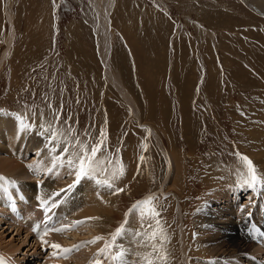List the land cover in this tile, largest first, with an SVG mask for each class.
<instances>
[{
	"label": "rangeland",
	"instance_id": "1",
	"mask_svg": "<svg viewBox=\"0 0 264 264\" xmlns=\"http://www.w3.org/2000/svg\"><path fill=\"white\" fill-rule=\"evenodd\" d=\"M6 1L0 0V58L9 47V7L16 34L0 69V113L21 116L19 122L23 118L47 121L57 133L56 143L76 144L74 150L78 152L82 151L80 145L90 151L103 131L106 139L96 159L104 158L107 163L98 167L111 180L113 170L120 166L124 169L123 175L113 180L116 189H124L117 193L119 206L113 211L115 233L142 214L148 219V207L135 206L154 197L151 207L158 213L150 215L154 229H163L172 239L170 243L183 263L184 222L191 246L195 238H200L195 213L207 195L218 187L211 192L215 198L231 190L230 186L243 184L247 166L242 156L249 158L256 170L259 159L263 161L264 12L243 0L113 1L114 63L132 89L135 103L140 104L138 117L105 79L93 28L87 22L88 14L92 16L90 0H11L9 6ZM155 17L166 30L155 31L156 25L151 22ZM81 54L96 62L93 70L80 64ZM56 113H61L58 120ZM151 127L178 156V174H174L172 185L164 183L169 168ZM30 135L36 137L33 130ZM41 149L43 152L41 146L34 147L28 160L38 157ZM144 163L148 171L140 175L139 165ZM257 175L261 176L258 170ZM44 177L38 173L32 180ZM209 177L218 184H212ZM255 187L245 184L243 188L251 190L239 193L237 204H257L258 193L250 200ZM0 221V238L15 241L19 247L15 257L29 258L25 264H60L62 260L79 264L76 259L82 254L89 255L82 264L97 258L98 249L84 251L91 244L67 255L52 247L59 244L61 249L72 248L100 236L93 232L88 235L82 227L56 232L64 245L52 244L47 237L48 243L45 239L41 244L44 247L37 248L33 239L25 241V232L16 235V231L6 229L5 221ZM193 258L196 264L228 261H203L197 255Z\"/></svg>",
	"mask_w": 264,
	"mask_h": 264
},
{
	"label": "bare ground",
	"instance_id": "2",
	"mask_svg": "<svg viewBox=\"0 0 264 264\" xmlns=\"http://www.w3.org/2000/svg\"><path fill=\"white\" fill-rule=\"evenodd\" d=\"M113 1L115 0H110V2L107 1L106 3H103L102 0H90V2L92 3V16L88 14L89 20H87L86 18L85 19L93 28L96 40V50L98 52V56L100 57L99 60L104 67V72L106 75L105 79L107 83H110V85L115 88V91H117L120 97L123 99L122 101L130 105V107L133 108L134 112L139 117L138 113L141 112H139L140 110L138 105L140 104L135 103V95L133 96L134 93L132 94V89L129 90L126 81L123 80V76L121 73L122 71H120L118 66L114 63L115 60L113 56V40L111 39V28L113 24L111 23V14L114 10V7L112 5ZM124 1L126 0H119V3L122 4ZM243 1L244 3L251 5L256 9H259L260 12H264V3L262 1ZM6 4L7 6H9L11 4V0H7ZM9 8L6 9L7 21L8 25L10 26V31L7 37L9 47L5 50L2 57L0 58V69L11 52V48L14 43L13 40L16 34L13 22V12ZM259 10L257 11L259 12ZM151 22L153 25H156L154 26L155 31H164L167 29H162L163 24L157 21V17H155V21ZM158 35H161V37H163L162 32H159ZM148 44L149 42H147V46ZM149 51L152 52L153 50ZM80 58L82 62H80V64H84L91 68L96 65L95 61L92 62L90 58H88L89 61L88 59L86 60L85 56H83L82 54ZM146 85L148 84L146 83ZM148 97L151 96L149 95ZM147 100L148 102H150L149 98H147ZM20 117L21 116L11 117L5 115V113L3 112L0 113V176L6 178L4 181H0V183H3L5 185L4 188H0V220L6 222L7 225L3 222L7 226L6 229L11 228L12 231H16V235L20 233L23 234V232H25V241L26 239L32 240L33 235H31L28 230L24 231V228L22 226H15L10 221H7L5 219L7 217V210H11L12 203L10 201L12 196L5 195L4 192H12L13 190L17 189V187H14L16 185V182L14 181L15 179L22 182L23 186L26 187V193L28 196H30L31 198L32 196H34L37 199L41 198L42 201H47V203L45 204L47 206V211H49L46 216L47 218H50L52 216V214L50 213H54L56 209H58L55 217L50 218L53 219L52 223L55 224L54 228L68 226L66 225V223L72 224L75 221L84 220L85 218L89 217L96 218L89 220L87 223L82 224L76 228L81 229L82 227L85 232L88 231V235L96 233L103 237V239L89 245L88 248L84 247V251L90 250L91 252H94L96 249H98V252L100 248L105 247L106 244H108V249L105 254L97 255V258H91V262L85 264H95V260L97 259H99L102 264H114V262H118L117 264H146L147 260H153L155 261V264H161V262L157 260L156 257L152 254V246L155 245L157 249H159L161 244L163 245L164 251H166L167 253V264H196L193 258L194 255H197V257L203 261L208 259H217L218 261L228 260L227 262H217V264H264V247H262L264 244L262 238H260L262 236L260 234L264 232V183H257V186L253 188L254 191L251 194L250 200H253V197L257 198L256 195L258 193L257 204H255L254 206V203L252 201H246L241 206L237 204L240 200L239 193L249 189L243 188L245 186L244 183L241 186H237L235 188H233V186H230V188L232 187L231 190H224L225 193H223L222 195L221 193H219L220 195H218V192L215 191V193L218 195L215 198L212 197L211 192L216 190V188L218 187H214L215 189H213L212 191L210 190L211 192L209 191L210 193L209 195H207V199L195 213L197 215L196 227H199V233L197 234H199L198 236H200V238H195L191 246H188L189 242L192 239L190 238V235L187 234L188 230L186 229L185 222L182 225L183 227L181 229V234L184 262L181 263L179 261L180 259L178 257L179 253L177 251V248L174 247V244L170 243L172 239L167 236L166 241L160 240V228L154 229L156 227L153 226L150 215L148 219H146V214L145 216L143 214L140 215L139 218L136 217V221H134L133 223H129V225L127 224V226H124L119 234V238L117 240L115 239L116 233L113 229V211L115 210V208L117 209V200L119 193L114 194L112 189L108 188L104 184H98L96 182L97 180H107L114 185V188H116L115 186L117 185V183L111 180L109 178L110 176H108L107 174L105 175L104 171H100L101 168L98 167L94 179H83L71 192H68L66 194L61 193L59 196L54 195L55 193H59L61 189H65L68 184L71 185L75 181L74 172H71V170L67 166V160L71 159L72 157L67 156L59 151L55 153L52 151L53 143L50 139V133L47 131L49 127L48 125L50 124H48L47 121H29L28 119L23 118V121L21 122H23L26 127L21 128V122H19ZM32 130L34 133H36V137H33V134L28 136V134ZM151 131L153 135H155V137L158 139V144L160 143L159 145L161 147V151L163 152V155L166 159L167 167L169 168L167 176L164 179V183L172 185L173 183L171 182L173 181V176L174 174L176 175V170L179 166L177 161L178 156L177 154H175V152H173V150L168 149L164 145L161 135H158L154 128L151 127ZM30 143L31 146L29 145ZM56 144L62 148L65 142L62 143L60 141ZM36 146H41V148H43V152L41 149V152L39 151L38 153V157H36V155V158L34 157L30 161L28 160L29 152ZM261 150H263V148ZM54 157H56L58 160L63 159V166L57 164L55 167H53ZM138 157L139 156L137 155L136 160H138ZM103 159L104 158H102V160ZM259 162L260 163H258V165L260 166L257 168V170L260 172V175L264 177V157L263 161L259 159ZM145 166H147V164L145 163L139 165L140 170L138 171H140V175L148 171V167L146 168ZM38 173H41L43 176H45L44 179L39 181L32 180L33 175H36ZM7 179L11 182L8 183ZM207 180L209 181V179ZM211 180L213 179L211 178ZM225 180V178L224 180L220 178L221 182H225ZM213 181L212 184H218V182L214 181V183ZM176 183H178L177 180ZM119 185L121 184L119 183ZM219 187L222 188V186ZM250 190L251 189H249L248 191L250 192ZM233 196L235 197L236 201L233 200ZM8 201L10 203V206H8V204L6 203ZM53 204H55L56 206L53 207ZM13 205L15 206V204ZM24 208L25 210L23 211V213L26 216L31 212L33 207L32 204H27ZM72 212L76 213L73 214ZM139 212L141 213L140 210ZM32 213L34 212L32 211ZM24 221H22L21 223H23ZM92 228L94 231H92ZM44 229L45 228H43L40 232H44ZM112 230L114 231V233L112 232ZM56 232L57 231L49 230L47 232V237H51L50 240L52 241V244L59 242L60 244L64 245L62 239H59L58 237L57 233L59 232ZM154 232L156 233V239H149V237H151ZM109 238H113V241H107ZM187 238L189 239V241L187 240ZM45 239L38 240L34 243L33 246H36L38 248V246H40ZM18 248L19 247L15 244L14 240L7 241L3 236L0 238V251H3L15 257ZM194 251L196 252L195 254ZM88 256L86 254H82L77 256L76 260L79 262V264H82L85 262ZM114 256L116 257V259L114 258ZM50 258L51 259L49 260H52V257ZM15 259L17 258L15 257ZM53 260H55V258H53ZM26 261H29V258L24 257L21 260L18 256L17 262H19L20 264H25ZM70 261L62 260L59 262L60 264H70Z\"/></svg>",
	"mask_w": 264,
	"mask_h": 264
},
{
	"label": "snow or ice",
	"instance_id": "3",
	"mask_svg": "<svg viewBox=\"0 0 264 264\" xmlns=\"http://www.w3.org/2000/svg\"><path fill=\"white\" fill-rule=\"evenodd\" d=\"M61 113H56L55 114V119H59V115ZM26 127L23 122H21V128ZM70 130V129H69ZM47 131L50 133V139L53 143L52 151L55 152H62L63 154L67 156H71V159L67 160V166L71 170V172H74L75 174V181L73 184L68 185L66 189H61L59 193H55L54 195L59 196L61 193H68L71 192L77 184L81 182L83 179H94L95 174L97 172L98 166L101 163H107L106 161H99L96 159L97 153L101 150V148L104 146L105 142V133L102 131L100 133V141L98 142L97 145L92 146L90 148V151L88 150L87 146L85 145H80L82 148V151L76 152L74 149L77 147L76 144H70V143H65L64 146L61 148L56 144V139H57V133L53 130L52 125H49ZM79 143V142H77ZM241 159L245 162L247 166V177L244 179L243 183L250 186V187H255L257 183H264V177L258 176L257 175V170L256 167L253 165V162L247 158L246 156H242ZM57 164H60L63 166L64 161L63 159H57L56 157L53 158V167H55ZM100 171H104L103 168L100 169ZM124 169L122 166L119 167L117 171H113L112 173V178L113 180L117 179L120 175H123ZM6 178L3 176H0V181H4ZM98 184H104L108 188L112 189L114 194L123 192L124 189H116L114 188V185L107 180H97L96 181ZM5 185L3 183H0V188H4ZM154 200V197H148L146 200L139 202L135 207H139L141 205L147 206L148 207V213L149 215L152 216H158V213H156L153 208L151 207L152 202ZM42 204H46L47 201H41ZM53 207L56 206L55 204L52 205ZM96 219V218H85L84 220L80 221H75L72 223L70 226H63L60 228H45L44 232L47 233L49 230L52 231H57V232H63L67 230H72L73 228L79 227L82 224L87 223L89 220ZM157 225H159V221H157ZM40 228L39 225L36 226V229L38 230ZM122 229H117L116 235L118 236ZM160 233V240L161 241H166L167 236L165 235L163 229H159ZM43 239V236L41 237ZM103 239L101 236L95 237L91 241L87 242H81L78 245H74L72 248H67V249H61V246L59 244H54L52 245L53 248H56L58 250H62L65 255L79 250L80 247L86 246V244H92L96 243L97 241ZM149 239H156V233L154 232ZM108 249V245H105V248H102L98 251L97 255H103L106 253ZM152 254L156 257L157 260L161 262V264H167V253L163 249V245L161 244L160 248L157 249L155 245L152 246ZM95 264H102V262L97 259L95 260ZM146 264H155V261L153 260H147Z\"/></svg>",
	"mask_w": 264,
	"mask_h": 264
}]
</instances>
